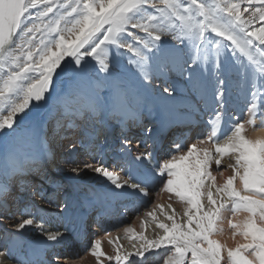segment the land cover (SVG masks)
Returning a JSON list of instances; mask_svg holds the SVG:
<instances>
[{"label":"snow or ice","instance_id":"obj_1","mask_svg":"<svg viewBox=\"0 0 264 264\" xmlns=\"http://www.w3.org/2000/svg\"><path fill=\"white\" fill-rule=\"evenodd\" d=\"M209 49L215 55H205ZM237 52L248 62L234 68ZM170 72L184 79L183 91L210 118L196 142H177L159 159L155 151L131 157L122 165L123 179L102 161L71 168L77 176L90 171L106 178L109 187L100 199L108 203L147 196L160 180L186 205L179 221L175 210L160 207L170 223L149 212L162 234L149 239L139 233L135 251L117 248L114 259L133 264L132 256L162 250L160 264H264V134L247 135L249 125L264 133V0H0V175L19 171L21 153L34 151L35 129L26 125L34 110L47 107L62 127V120L74 125L97 116L138 115L156 99L189 107L176 101L180 86ZM233 72L245 95L242 117L230 112ZM122 143L131 146L128 139ZM76 150L75 144L68 148ZM225 156L232 160L231 174L218 185L212 167L220 170ZM229 204L231 236L242 242L227 247L224 257L225 245L214 237ZM63 207L64 231L49 232L42 217L37 223L30 214L14 231L35 225L48 243L59 244L76 224L71 202ZM20 247L18 238L0 244V264L9 258L43 264L42 249L16 255ZM89 250L105 264L101 239Z\"/></svg>","mask_w":264,"mask_h":264},{"label":"bare ground","instance_id":"obj_2","mask_svg":"<svg viewBox=\"0 0 264 264\" xmlns=\"http://www.w3.org/2000/svg\"><path fill=\"white\" fill-rule=\"evenodd\" d=\"M205 55L211 57L215 55V52L214 50L209 49L206 51ZM236 55L239 57V61H231V64L234 68H238L240 66V61H243L244 63L248 62L247 56L245 54L237 52ZM124 63H127V58H125ZM233 74L235 75L233 76ZM233 74L231 78L232 96L230 100V108L234 107L236 111H238V114L236 116H241L243 114V110L245 109V95L238 86V75L236 74V72H233ZM169 78L171 80H175L180 86L177 89L176 101L186 100V102L189 104V107L185 108L183 105H177L175 101H169L165 106L163 102L156 99L151 103L149 107L145 108L138 115H127L123 117L114 115L97 116L88 121L76 120L74 125L69 121L62 120V127H58L56 120L50 118L47 107L34 110L33 114L26 121V125L35 129L36 135L32 142L34 145V151L31 148H25V150L21 153L19 157L21 168L19 171H10L6 177L0 175V205H3L4 207L11 205L14 206V210H9V212L5 211L4 209L1 211H4V214L6 215H16L12 223L15 220L16 222L12 226H15L17 223L22 221V219L29 218V214H27L29 211H27V209L29 207L21 204L22 207L18 208L17 211L19 213H17L16 204H20V201L22 200L21 195H27L25 191L29 189L30 183L36 181L37 179H42L41 181H43L45 177L44 174H46V172L52 173L53 171V173L56 172V174L65 176L64 180L66 184L62 187L66 189L63 190L64 196L61 198L62 201L63 199L64 201L61 204L64 205L68 201L71 202V210L76 218V224L75 226H73V230L71 232L65 234L64 240L61 243L55 245L48 243L45 240V235L42 234L40 229L35 225L28 226L25 229L21 230L19 233L14 231V227L11 230L1 228L3 231H0V244H3V242L8 241L10 238H18L21 247L16 255L27 254L33 248L42 249V254L44 255L56 252L63 254L65 248L74 252V250L77 249L75 248V245L78 242H87L88 240H90V238H88L90 232L88 233L87 230H85V224L87 220L93 217L92 211L96 209L97 205L99 206V211L97 212L98 216L96 217V220L93 221V227L88 230L94 232L93 236L90 235L91 237H93V241L95 239H101V249L106 254L112 255V257L113 255H116L117 248L114 246V244H119L118 240H120L121 238H124V241H130V244H127L130 250L128 251L126 249V251H120L122 253L134 252L135 249L132 247V245H138L140 243L135 234V231L142 230L143 228L145 230H149L148 236H152V238H155L157 234L154 232V234H152V229L150 228L152 223L155 221L153 220V217L148 216L147 214L155 210V216L157 218L160 217L157 216L158 212L155 209V207L157 206L156 204L153 207L149 205L150 207H148L144 211L145 214H142L141 217H136L134 221H131L132 224L131 222L130 225L123 224L125 220H130L131 216L136 213L135 211L142 206L143 202L147 201L148 197H150V193L147 196L141 194H130L128 196L121 197L119 200H114L108 203L100 199L105 190L109 187V184L106 182V178H104L102 175H98L88 171L82 172L77 176L71 171V168L75 167L74 165H66L62 162L60 163L61 166L58 170L56 166H58L57 162H59V157L62 153H70L68 150H65V148H68L71 144H75L77 150L70 153L71 156L69 154L64 156L67 159H70V157L74 156L77 157L78 155H76V153H78L79 148L82 152L84 151L85 153V155L83 156L84 160L88 159L87 156H93L95 147L97 145L101 147L102 150H104L105 146L108 143H115L114 136L116 128H120L127 133L132 132L133 134H130L131 137H144L145 134H147L146 137H148V140H145L149 141V143H144V139H140V141H138L137 143V147L139 146L137 152L138 154H140L142 151H155L159 155V153L164 152L166 149L170 151L173 148L174 144L170 142V137L168 138L169 131L173 129V135L171 139L174 140L179 136L178 138H181L180 143H183L186 134L192 130V124L194 121L199 123L197 127L198 131L195 132V136H197V133H200L204 130V127H201V125L205 124V121L210 120V118L207 116L206 112L202 111L203 106L199 105V103L196 101V98L183 91V78L178 77L175 72H170ZM161 81L163 80L161 79ZM158 83H160V81ZM192 106L197 109H200L201 106L202 110L200 109V111L193 112L191 110ZM145 125H147V127ZM260 134L264 133L260 132L259 127H253L252 125L248 126L247 135L249 137H255ZM82 135L84 136L82 137ZM121 138L122 140H124V136H122ZM194 142H196V140ZM204 146L211 147V145H198V148ZM2 150L3 146L0 145V151ZM102 150L100 152H102ZM33 156L36 157V163L32 162ZM131 157H133L131 154L125 153L122 157L123 162L130 160ZM96 158L97 156L95 157V159ZM104 158L105 156H103L101 160H105ZM106 162L107 161H105V163ZM231 162L232 160L228 156H225L222 159L221 166L222 168H224V170L227 171V173L221 176V184H223L227 176L231 174V169L227 168V165ZM117 164L120 165V168H122V162H117ZM105 166H107V164ZM77 167L82 168L83 164L78 165ZM214 169H216L215 165H213L212 167V173L216 176V173H214ZM110 171L119 175L121 179H123L126 175V173L122 170ZM60 183H62V181H58L57 184L54 183L52 185L53 192H55L54 190L58 185H61ZM234 185H238V187L240 188V184L238 181L234 182ZM34 190L41 191L43 189L39 187L34 188ZM128 191L129 193H131V189H129ZM162 192V201H166V199L170 197L171 193H169L166 189ZM34 197L35 196L33 195V198ZM36 201H38V198L35 199V202ZM168 203L169 202H167V204ZM54 205V200L49 198L48 203L45 207H43L41 210H31L30 215L31 217L36 218L37 223L41 222L40 218L42 217L44 221V228L49 232L64 231L63 225L66 222L65 209H59V207ZM119 207L120 213L122 214H120V217L117 218V216H115L116 213L114 212H116V208ZM168 208L170 210V213H172L174 209L169 206ZM228 210H226L225 208V210L221 211V218L219 220L220 223L223 222V226L226 229L231 228L229 221L233 218L232 212ZM227 212H229V214L226 216L225 214ZM175 213L177 214V211H175ZM101 214L103 215L101 216ZM244 215L245 213H241L236 217V219H242ZM182 216V213L178 215L179 220ZM121 223L124 225L122 226V228L120 226ZM167 223H170V221H167ZM103 226L109 228V232H111L109 234H106L105 237H101L102 235H98ZM127 229H132V231H128ZM158 232L162 234L161 230H158ZM214 238L218 239L216 234ZM224 240L225 239H223V242ZM239 240H241L242 242L241 238H239ZM162 254V250H153L150 253H146L145 258L132 256L130 257V259L133 261V264H140V261H143L146 258L148 262L147 264H150L151 262L153 264H156L160 263V256ZM90 261V257H88L83 262H81V264H92ZM5 264H17V260L15 258H9L7 261H5ZM119 264H124V262H120ZM144 264H146V262H144Z\"/></svg>","mask_w":264,"mask_h":264},{"label":"rangeland","instance_id":"obj_3","mask_svg":"<svg viewBox=\"0 0 264 264\" xmlns=\"http://www.w3.org/2000/svg\"><path fill=\"white\" fill-rule=\"evenodd\" d=\"M234 75L235 74H233V76ZM160 83H163V81L160 80ZM200 109L202 110V107L201 106H200ZM244 111H245V109L243 110V114H244ZM230 112L234 116H236L238 114V111H236V109L234 107L233 108L232 107L230 108ZM243 114L241 115V117L243 116ZM198 124H199L198 122H195V121L193 122V124H192V126H193L192 127V130L189 133L186 134V136H185V138L183 140V143H180L181 142V138H178L179 136L177 137L178 139L177 138H175L174 140L171 139L172 138V135H173L172 134L173 129H172L171 131H169V134H168V138L170 137L169 138L170 139V142H172V144H175L177 142L180 143V144H191L192 142H194L195 140H197V136H195V132L198 131V129H197ZM145 126L147 127V125H145ZM201 127H204V124L201 125ZM117 129L118 128L115 129L116 130L115 136H114L115 143L114 142L108 143L105 146V149H104L105 151L102 150L101 147H99L97 145L95 147V152H94L93 156L92 157L87 156L88 159H85V160L83 159V156L85 155V153H84V151L82 152L80 148H79L78 153H76V155H78V156L77 157H75V156L74 157H70V159H67L66 157H64L67 154H69L71 156L70 153H68V152L62 153L60 155V157H59V162H57V165H58V166H56L57 170L60 168V166H61L60 163H62V162H63V164H66V165H74L75 167H77L78 165H82L83 162H91L92 161V163H94V162L102 161L103 159L101 160V158L103 156H105V158H104L105 160L102 161V162H104V165L107 164V166L109 167L110 170H114V171L119 170L120 171L121 168H120V165L117 164V162H122V165L124 164L123 158H122L124 156V154L125 153L126 154L128 153V154H131L132 156L137 155L138 154L137 152H138V149H139V146L137 147L138 141H140V139H144V143L145 142L146 143H149V141H147L148 140V137H146L147 134H145L144 137H139V136L138 137L137 136H132L131 137L130 134H133L132 132H128L127 133V132H125L124 130H122L120 128L118 130ZM97 134H99V133H97ZM83 136L84 135H82V137ZM122 136H124V140L129 138L128 140L130 142H132L130 148H127V151H126V148L122 145L123 144L122 143L123 140L121 138ZM145 139H147V140H145ZM68 148H65V150H68ZM101 150H102V152H100ZM167 150L168 149H166L164 152L161 151L162 153H159V155L157 156V158L159 159L160 156L163 155V153L169 151V150L168 151ZM102 153H104V154H102ZM116 154H119V155H116ZM173 154H176V153H173ZM94 156L95 157L97 156V158L95 159ZM71 160H75V161H77V163L72 164L71 163ZM105 161H107V162L105 163ZM97 165H99V164H97ZM122 165H121V167H122ZM220 171H223V174L227 173V171L224 170V168H222V166H221L220 170L214 169V173H216V183L218 185H222L220 183V180L222 179V177L220 175ZM44 176L45 177H44L43 181H41L42 179L41 180L37 179L36 181L30 183L29 189L25 191V193H27V195H21L22 196V198H21L22 200L20 201V204H16L17 205V209H16V212L17 213H19L17 211L18 208L22 207V205L29 207L27 209V211L29 210L27 214H30L31 210H35V209L36 210H41L43 207H45L47 205L49 198H51V199L54 200L55 205L57 207H59V209H61V208L63 209L64 208L63 205L61 204V203H63L64 199L62 201V198L61 197L64 196L63 190L66 189V188H63L62 187L63 185L66 184V182L64 180V177L65 176H62L60 174H56V172L53 173V171H52V173L46 172V174H44ZM58 181H62V183H60L61 185H58L56 187V189L54 190L55 192H53L52 185L54 183L57 184ZM234 186L237 187V188H239L238 185H234ZM33 187L34 188H39L40 187L43 190H41V191H38V190L35 191ZM164 190H165V187H164L163 183L160 180L154 181L153 182V186L151 187V189L149 191L150 197H148L147 201L146 202H143L142 206L135 211L136 213H134L133 216H131L130 220H128V221L125 220L123 224L130 225V222L131 221H134V219H136V217L137 218L138 217H141L142 214H145L144 211L148 207H150V206L153 207L155 204L157 205L155 207V209L158 212V215L157 216H160L158 218L159 220L161 218V221H164V222L167 223L166 216L164 215L163 212L160 211V207L162 206L167 212L170 213V210L168 208L169 205H171V208L172 209H174L175 211H177V214L176 213L175 214L177 216V219L179 220L178 215H180V213H182V215H183V211H184V208L186 207V205L184 204V202L179 201V199L177 197H175L174 194H170V197H168L166 199V201L169 202L168 204H167L166 201H164V200L162 201V198H161L162 194H161V192L164 191ZM33 195L35 196L34 197L35 199L38 198V201H36L38 203L35 202V199L33 198ZM204 199L206 201V197ZM133 207H134V205H133ZM231 207H232V205L229 204L225 208H226V210L229 209L228 211H230ZM3 209L5 211H8L9 212V210H14V206L11 205V206L4 207L3 205H0V217H4L3 221L0 222V231H3L2 229L11 230L14 227L12 225H14L15 222H16V220H15L12 223V221L14 220V218H15L16 215H14V216L9 215V214L6 215V214H4V211H1ZM98 209H99V206L97 205L96 209L92 211V213H93L92 216L93 217H91L89 220H87V222L85 224V230H87L88 233L90 232L89 237H88V238H90V240H88L87 242L86 241L85 242L81 241L80 243L79 242L78 243L76 242L77 244L75 245V248H77V249L74 250V252H72V250H67L65 248V251H63V254H60L59 252H56V253H48V255L47 254H45V255L42 254L40 256V259L43 261V264H57L58 260H59L60 264H81V262H83L88 257H90V260H91L90 262L92 264H98V262L96 261V258L90 254L91 252L89 250L90 247H91L92 241H93V237H91V236H93L94 232H92L91 230H88L91 227H93V221L96 220V217L98 216V213H97L99 211ZM116 209H117V211L114 212V213H116L115 216H117V218H118V217H120V214H122V213H120V207L119 208H116ZM133 210H135V209H133ZM223 210H225V209H223ZM228 214H229V212H227L225 215L227 216ZM123 224L122 223H121V225L119 224L121 226V228H122V226H124ZM131 224H132V222H131ZM152 225L150 227L152 229V234H154V233L157 234L159 229L156 228L155 222H153ZM121 228H115V229H121ZM135 232H136L135 234H136V236H137L138 239H139V237H138V234L139 233H143L149 239H153L152 236H148L149 235V233H148L149 230H145L144 228L142 230H138V231H135ZM231 232H232V228L226 229L223 226V222L220 223L218 221V230L216 232V235H217L218 240H220L221 243L225 245V251L222 253V256H224V257H226V248L227 247H234L235 245H233V244H235L236 241L239 240V238H240V237H236L235 239H233L232 236H231ZM109 233H111V232H109V228H106L105 226H103V228H101V231L99 232L98 235H102L101 237H105V235L106 234H109ZM123 239L124 238H121L120 240H118V243L120 245L119 244H116V245L114 244V246L116 248H119L121 251H126V249L129 251L130 249L127 246V244H130L129 243L130 241H124ZM223 239H225L224 242H223ZM131 240H133V239H131ZM139 242H140V240H139ZM108 256H111L112 257V255H109V254H106L105 257H102V259L104 260L105 264H117L118 263L116 260H114V257H115L114 255H113V259L111 261H109L107 259ZM140 262H141L140 264H144V262H146V264L148 263L147 262V258L144 259L143 261H140ZM86 264H89V263H86ZM150 264H153V263L151 262ZM156 264H160V263H156ZM222 264H224V260H222Z\"/></svg>","mask_w":264,"mask_h":264}]
</instances>
